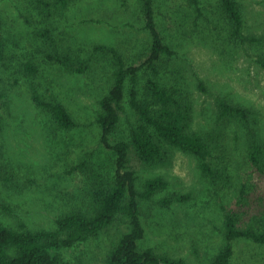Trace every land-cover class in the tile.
I'll list each match as a JSON object with an SVG mask.
<instances>
[{
  "label": "rangeland",
  "instance_id": "obj_1",
  "mask_svg": "<svg viewBox=\"0 0 264 264\" xmlns=\"http://www.w3.org/2000/svg\"><path fill=\"white\" fill-rule=\"evenodd\" d=\"M238 2L243 32L256 41L241 43L229 38L218 0H198V8L192 0H156L154 6L159 30L172 46V54L164 55L159 63L160 77L192 103V130L202 136L213 134L225 145L233 176L229 189L214 193L199 179L194 158L181 151L175 152L168 167L154 170L192 191L194 198L168 207L142 202L145 233L139 249L151 248L187 264H206L217 252L223 206L247 211L264 195V179L256 176L246 158L244 131L237 124L218 120V97L245 106L264 148V0ZM29 4L31 0H0L8 53L0 64V222L13 229L23 223L33 231L53 230L58 217L83 204L88 181L78 163L90 156L97 170L115 168V155L99 144L95 123L99 100L111 87L113 66L100 59L95 47H113L126 64L139 66L147 58L150 37L138 0H72L63 14L45 25L62 49L89 59V68L71 73L36 58L39 75L28 78L20 73V65L37 55L42 42L25 19L33 7ZM148 73L144 66L137 87L144 84ZM31 82L43 89L48 86L79 127L58 129L33 103ZM125 100L110 137L113 143L127 141L135 121L127 96ZM129 158L135 170L145 173L132 149ZM106 238L100 234L80 246L60 250L59 264H102L99 250L105 249ZM231 264H264V244L250 239L233 241Z\"/></svg>",
  "mask_w": 264,
  "mask_h": 264
},
{
  "label": "trees",
  "instance_id": "obj_2",
  "mask_svg": "<svg viewBox=\"0 0 264 264\" xmlns=\"http://www.w3.org/2000/svg\"><path fill=\"white\" fill-rule=\"evenodd\" d=\"M72 0H31L30 17L26 21L41 38L37 55L20 65V73L36 78L40 68L35 59L57 65L71 73H83L89 59L62 49L45 23L63 14ZM156 0H138L139 11L149 33L148 55L143 65L126 64L121 53L104 45L95 47L100 59L113 66L111 87L99 100L95 123L99 129V144L115 155L114 170H97L90 156L84 157L77 168L86 176L88 189L83 204L71 208L56 220L53 230H30L23 223L17 229L0 222V264H59L58 252L74 248L106 234L105 249H100L102 264H187L181 258L156 253L151 248L140 250L138 242L144 237L142 207L144 201H155L161 207L186 203L194 198L162 173L176 151L194 158L199 179L214 193L229 189L233 176L228 167L225 145L212 135L202 136L192 130L193 107L177 87L165 84L160 77L159 63L171 55L172 46L163 38L155 15ZM198 6V0H192ZM221 15L229 30V38L239 42L256 41L243 32V18L238 0H218ZM198 8V7H197ZM200 13L201 10L199 9ZM6 39L0 22V64L7 58ZM264 66V61L261 62ZM150 70L142 86L137 87L142 68ZM39 83H30L33 103L44 111L54 125L64 131L79 127L78 122L58 96ZM204 89L202 85H199ZM135 121L130 126L127 141L111 142L110 137L120 121V111L126 101ZM218 120L239 125L244 131L246 158L259 179H264V148L260 144L249 110L241 104L217 98ZM224 124V123H223ZM133 150L143 166V172L130 165ZM241 197L244 191H241ZM241 200V198H240ZM238 201V206H241ZM249 210L222 207L221 245L206 264H231L233 241L250 239L264 244V195L259 196Z\"/></svg>",
  "mask_w": 264,
  "mask_h": 264
}]
</instances>
